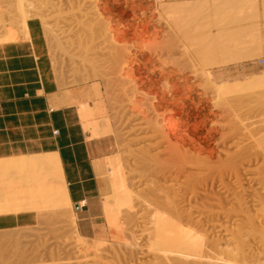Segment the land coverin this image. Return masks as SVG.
<instances>
[{
	"label": "rangeland",
	"instance_id": "rangeland-1",
	"mask_svg": "<svg viewBox=\"0 0 264 264\" xmlns=\"http://www.w3.org/2000/svg\"><path fill=\"white\" fill-rule=\"evenodd\" d=\"M44 1L46 0H42ZM56 1L57 6H60V13H51L54 18H51L49 14V18L45 17L44 22L42 19L33 17L29 20L39 23L59 87L75 89L79 93L80 90L86 91L91 84H96L100 90L102 104L112 127H109L110 130L105 128L100 134L104 136L108 130L105 134L108 136V132L113 131L108 136L111 145L110 154H120L118 171L124 173L122 174L126 182L130 184L127 183L132 195L135 196L133 202L135 207L129 214L130 219L127 220V222L130 220L129 225L125 222L122 226L125 229L120 232L111 231L107 236L106 232L99 229L100 233L96 234L103 241L99 249L98 247L92 249L90 246L94 239L92 236L86 238L84 242H87L86 246L90 248L82 250L78 248L77 238L73 239L76 236H72L73 233L68 231L71 227L70 215H65L64 212L69 213L68 207L71 205L68 201L63 204L67 200L63 198L64 194H61L62 198L59 202L57 201L59 192L64 193V191H60V189L63 190L60 183L62 175H60L61 168L60 164L58 166L56 154L21 157L24 160L23 163L26 159V164L30 158L34 160V157L38 160L47 155L46 166L41 167V171L38 172L39 167L35 166L34 172V166H28L29 163H27L26 167H30L27 169L20 158L16 159L19 164H23L22 168L18 167L19 164L16 168V161L15 164L10 162L13 166L8 163L2 165L3 168L0 167V214L34 210L36 217L32 225L0 230V235L10 236L1 242L2 246L0 244L2 250L0 261L3 262L0 264H118L119 261L121 264H131V262L132 264H154L153 251L151 252L146 245L148 243L147 246H149L151 243L147 232H150L151 225L155 223L163 227L165 225L167 229H163L168 231L165 233L176 236L180 231L177 227L183 223V227H180L184 229V232L181 230V234L183 233L181 238H185V228L186 231L192 229L199 235H203L204 239L207 236L210 237V240L208 238L204 240L207 243L219 236V240L222 239L221 242L217 240L218 243L227 245L223 248L219 244V249L221 246L223 249H230L240 241L242 249L244 248L250 255L253 254L251 260L255 259V264L257 262H259L257 264H264V232L262 231L264 230V223H262L264 219V99L260 101L262 99L260 96L257 95L256 98L254 97L256 94L247 93V95L246 92L236 93L237 95H217L212 91V86L207 84L205 77L207 74L216 82L227 78L243 79L244 75L253 71L261 72L264 69L257 64L258 60L264 57V0H100L109 3L107 6L112 8L111 16L107 14L97 19L102 22L104 18V26L106 29L110 28V30L107 29L109 31L107 37L100 33L96 34L97 32L93 30L94 21L89 18L92 17L90 14L89 16L83 15V12L80 13L76 6L69 4L70 0H60L62 3L59 0ZM215 1L218 3L229 1V3L217 8ZM35 2L39 4L41 0H35ZM51 3H53L52 0ZM60 3L61 5H58ZM5 7H0V44L26 40L21 32L23 23L21 24L18 18L11 19V16L6 14ZM2 11L6 12L5 16H2ZM80 16L83 17L80 18ZM108 16L110 20H107ZM86 19H91L89 20L91 22H87ZM105 20L110 22L105 23ZM13 21H15L14 24H21L14 25L17 27L16 30H14ZM87 29H90V32ZM119 37H122L121 40ZM118 38L120 41L117 40ZM131 54H137V59L132 57L130 65H123V61ZM97 88L92 93L94 100L89 97L88 103L93 100L91 106L96 102ZM95 90L97 92L94 94ZM80 95L78 94V97ZM76 106H80L78 102ZM88 116L90 115L87 112H83L80 121L85 118L83 121L86 122ZM148 122L150 126L147 125ZM86 123L81 124L84 132H87L89 128H85ZM51 157H56L52 159L56 160L52 161L53 165H51ZM225 161L228 165L224 163ZM14 165L16 169L11 170L10 167ZM124 165H126L125 168ZM126 170L129 174L125 173ZM53 187H56L53 189L56 193L52 191ZM39 188L42 189L39 190ZM46 190L49 195L45 194ZM53 194H55L54 197ZM214 198L217 199L210 201ZM26 199L29 203L25 201ZM140 201L143 203L141 204ZM218 201L222 203L221 207L218 206L220 205ZM137 205L139 206L136 207ZM65 208L67 209L64 210ZM72 212L74 213L73 208ZM153 213L157 215L154 216ZM161 215L164 218L169 217L168 220L162 219ZM67 216H69L68 220ZM153 217L158 218L153 219ZM172 218H178L180 224H176ZM155 219L159 223L154 222ZM102 221L103 219L100 218L99 222ZM173 223L178 226L175 227ZM193 223L196 224L193 225ZM254 223L261 225L258 224L255 228ZM190 234L188 233V238ZM232 235L237 241L233 240ZM236 235L238 238L235 237ZM226 242H231L232 246ZM131 243H134L132 247ZM1 254L4 256L1 257ZM123 254L128 257L121 258Z\"/></svg>",
	"mask_w": 264,
	"mask_h": 264
},
{
	"label": "crops",
	"instance_id": "crops-1",
	"mask_svg": "<svg viewBox=\"0 0 264 264\" xmlns=\"http://www.w3.org/2000/svg\"><path fill=\"white\" fill-rule=\"evenodd\" d=\"M27 26L28 40L0 44V165L56 154L78 233L91 238L102 218L98 167L111 145L108 137L87 138L73 103L77 91L59 88L39 23ZM35 217L33 211L0 214V230L32 225Z\"/></svg>",
	"mask_w": 264,
	"mask_h": 264
},
{
	"label": "bare ground",
	"instance_id": "bare-ground-1",
	"mask_svg": "<svg viewBox=\"0 0 264 264\" xmlns=\"http://www.w3.org/2000/svg\"><path fill=\"white\" fill-rule=\"evenodd\" d=\"M39 1V0H38ZM56 1V0H55ZM55 1L54 0H52V2L53 3H51V0L50 1H44V2H42V0H41V2H39V4L37 3V2H35V0H1L0 1V4L2 5V6H0L1 8H4L5 6V9H6V12H4L3 13V11H2V16L4 15L5 16V13L7 14V15H10L11 16V19H12V17H15V18H18V21H19V19H20V23L23 25V27H22V30H21V32H22V35H24V39H26V40H28L29 39V33H28V26H27V22H28V20L29 19H31V17H33V18H36V19H42V21L43 20H45L46 21V19H47V17H48V15L49 14H51V13H60V6H57V1H56V4H55ZM69 1V0H68ZM214 1V0H213ZM224 1V0H223ZM59 2H61L60 0H59ZM62 3V2H61ZM61 3L60 4H58V5H61ZM120 3V2H119ZM229 3V1H225V2H222L221 3V1L218 3V2H216L215 1V6L217 7V8H220V7H224V6H226L227 4ZM5 4V5H4ZM69 4H71V6H76V8H77V10H79V12L81 13V12H83L82 14L83 15H91L92 17H89V18H91L93 21H94V27H93V30L95 31V32H97L96 34H98V33H100V34H103L105 37H107V36H109V31H107V29H106V27L104 26V24H103V20H104V18H103V20H102V22H101V20L100 21H98L97 19H100L101 18V16H103V15H106L107 16V14H109L110 15V13L112 14V8H109V6H107L109 3H107V2H101L100 0H70L69 1ZM73 4V5H72ZM4 5V6H3ZM65 5V4H64ZM0 8V9H1ZM61 8H64V7H61ZM116 8V7H115ZM5 9H4V11H5ZM75 9V8H74ZM68 10V9H67ZM65 11V10H64ZM63 11V12H64ZM72 11V10H71ZM70 11V12H71ZM76 11V10H75ZM62 12V13H63ZM69 13V12H68ZM54 15V14H53ZM56 15V14H55ZM58 16L60 15V14H57ZM75 15V14H74ZM76 15H77V13H76ZM89 15V16H90ZM10 16H9V18H10ZM78 16H79V14H78ZM105 16V17H106ZM111 16V15H110ZM45 17H46V19H45ZM51 18L53 17L52 16V14H51V16H50ZM83 17V16H82ZM81 16H80V18H82ZM109 17V16H108ZM15 18H13V19H15ZM49 18V17H48ZM54 18V17H53ZM76 18H77V16H76ZM117 18V17H116ZM88 19V18H87ZM86 19V21L87 22H91V21H89V20H91V19H89V20H87ZM114 19V18H113ZM9 20V19H8ZM16 20V19H15ZM77 20H78V18H77ZM76 20V21H77ZM85 20V19H84ZM107 20H110V17L109 18H107ZM12 21V20H11ZM41 21V22H42ZM59 21V20H58ZM66 21V20H65ZM74 21V20H73ZM106 21V20H105ZM104 21V22H105ZM112 21V20H111ZM116 21H117V19H116ZM14 22L15 21H13V27H15L14 25H16V24H19V23H16V24H14ZM44 22V21H43ZM78 22V21H77ZM107 22H110V21H106L105 23H107ZM55 23H58V22H55ZM84 23H86V22H84ZM21 24H19V25H21ZM46 24H47V22H46ZM87 24V23H86ZM110 24V23H109ZM44 25V24H43ZM78 25H79V23H78ZM90 25H92V24H90ZM89 25V26H90ZM92 25V26H93ZM12 26V25H11ZM17 26V25H16ZM72 26V25H71ZM91 26V27H92ZM110 26V25H109ZM55 27V26H54ZM65 27V26H64ZM78 27V26H77ZM85 27H87V26H85ZM112 27V26H111ZM16 28L17 27H15L14 28V30H16ZM18 28H19V26H18ZM51 28V27H50ZM20 29V28H19ZM77 30V29H76ZM79 30V29H78ZM86 30V29H85ZM85 30H83V31H85ZM90 30V29H89ZM88 29H87V31H89ZM108 30H110V28L108 29ZM49 31H51V30H49ZM86 31V32H87ZM46 32V31H45ZM52 32V31H51ZM64 32V31H63ZM71 32V31H70ZM85 32V33H86ZM90 32V31H89ZM65 33V32H64ZM88 33V32H87ZM47 34L48 35H50V33H48V31H47ZM47 34H46V36H47ZM51 34H53V32L51 33ZM72 34V33H71ZM79 34H81V33H79ZM89 34V33H88ZM94 34V33H93ZM73 35H75V34H73ZM114 35V34H113ZM21 36V35H20ZM80 36V35H79ZM88 36V35H87ZM112 36V35H111ZM115 36V35H114ZM118 36H120V35H118ZM117 36V37H118ZM50 37V36H49ZM56 37H57V35H56ZM81 37H84V36H81ZM81 37H80V39H81ZM93 37H95V35L93 36ZM116 37V38H117ZM22 38V39H23ZM47 38V37H46ZM77 38H79V37H77ZM112 38V37H111ZM120 38V37H119ZM119 38L117 39V40H119ZM122 38V37H121ZM121 38H120V40H121ZM93 39V38H92ZM99 39V38H98ZM109 39V38H108ZM25 40V41H26ZM52 40H53V38H52ZM91 40V39H90ZM89 40V41H90ZM114 40V39H113ZM119 40V41H120ZM47 41H48V39H47ZM82 41V40H81ZM96 41V40H95ZM111 41V40H110ZM53 43H54V40L52 41ZM58 42H60V41H58ZM74 42V41H73ZM78 42V41H77ZM92 42L94 43V41L92 40ZM47 43V42H46ZM49 43V42H48ZM50 43H51V41H50ZM57 43V42H56ZM55 43V44H56ZM81 43V42H80ZM109 43V42H108ZM117 43H120V42H118L117 41ZM85 44H87L86 42H85ZM112 44H113V42H112ZM51 45V44H50ZM63 45V44H62ZM120 45H121V43H120ZM53 46V45H52ZM116 46H117V44H116ZM54 48V47H53ZM86 48V47H85ZM92 48V47H91ZM49 49H50V47H49ZM51 50V49H50ZM57 51V50H56ZM83 52V51H82ZM93 53V52H92ZM50 54V53H49ZM65 54V53H64ZM51 56V55H50ZM77 57V56H76ZM126 57V56H125ZM132 57L134 58H136L137 57V54H131V55H129V57L128 58H126V60L125 61H123V65H130V63H131V61H132ZM134 58V59H135ZM53 59V58H52ZM69 59V58H68ZM137 59V58H136ZM86 60H88V59H86ZM110 60V59H109ZM84 62V61H83ZM90 62V61H89ZM83 64V63H82ZM116 64H117V62H116ZM115 64V65H116ZM133 64V63H132ZM131 64V65H132ZM119 65H120V63H119ZM126 66V67H127ZM95 67V66H94ZM118 67V66H117ZM126 67H125V69H126ZM132 67V66H131ZM114 68V67H113ZM74 69V68H73ZM131 69V68H130ZM120 70H121V68H120ZM132 71H133V69H132ZM62 72V71H61ZM130 72V71H129ZM55 73V72H54ZM58 73V72H57ZM72 73V72H71ZM85 73V72H84ZM83 73V74H84ZM87 73V72H86ZM63 74V73H62ZM62 74H60V75H62ZM65 74V73H64ZM131 74V73H130ZM129 74V75H130ZM59 75V76H60ZM117 75V74H116ZM128 75V76H129ZM206 75V76H205ZM204 76L207 78L206 80V82H208L207 84H210L211 86V89H212V91L215 93V94H217V95H228V94H238L239 92H246L245 94H247V93H250V95H251V93L252 94H256L254 97H258V96H260L262 99L260 100V101H262L263 99H264V69L261 71V72H258V73H254V74H251V73H249V74H247V75H244V76H242L243 77V79H233V77H232V79L233 80H230V79H226V80H222V81H219V82H216V81H213V80H211V78L209 77V75H207V74H205ZM121 76V75H120ZM127 76V77H128ZM62 78H63V76H61ZM107 77V76H106ZM129 77H131V76H129ZM136 77V76H135ZM237 77H239V76H237ZM60 78V77H59ZM67 78V77H66ZM121 78V77H120ZM124 78V77H123ZM133 78V77H132ZM74 79V78H73ZM148 79V78H147ZM205 79V78H204ZM60 80H62V79H60ZM92 80V79H91ZM134 80V79H133ZM143 80V79H142ZM88 81V80H87ZM128 81V80H127ZM135 82V81H134ZM130 85V84H129ZM108 87V86H107ZM115 87V86H114ZM124 87V86H123ZM126 87V86H125ZM124 87V88H125ZM130 87V86H129ZM135 87V86H134ZM59 88H61V87H59ZM95 88H97V85L96 84H91L90 86H89V88L85 91L84 90V92L83 91H79V95L82 93V95H80L79 97H78V99L76 98L75 100L73 99V103L76 105L77 104V102H78V105H80V106H76V110H77V113H78V118H79V120H81L80 119V116L81 115H83V112H87L90 116H88V118H87V123L86 122H84L83 120H85V118H83L82 119V121H80L81 122V124H83L84 125V123H86L85 125H87V126H85V128L86 127H89L86 131L88 132V137L87 138H103L104 136L105 137H108L109 135H111L112 133H113V131L111 130L110 131V133L108 132V136L107 135H105V134H107V131H106V133L104 134V136H102L101 134V132L102 131H104V129L105 128H109V127H111L110 126V124H109V121H108V119H107V115H106V111H105V109H104V105L102 104V99H101V95H100V90L97 88L96 90L98 91V93H96L97 91L95 90V92H94V94H95V97H96V102H94L95 104H92L93 106H91L90 104L91 103H93V98H94V95L92 94L93 93V91H94V89ZM109 88V87H108ZM128 88V87H127ZM116 89V88H115ZM209 89V88H208ZM108 90V89H107ZM113 90H114V88H113ZM127 90V89H126ZM210 90V89H209ZM112 91V90H111ZM125 91V90H124ZM105 93V92H104ZM115 93V92H114ZM130 93V92H129ZM91 94V95H90ZM110 94V93H109ZM236 94V95H237ZM67 95V94H66ZM216 95V96H217ZM248 95V94H247ZM249 95V96H250ZM258 95V96H257ZM64 96V95H63ZM76 97V96H75ZM89 97H92V101L91 102H89L88 103V101H90L89 100ZM119 97V96H118ZM117 97V98H118ZM126 97V96H125ZM132 97V96H131ZM227 97V96H226ZM248 97V96H247ZM260 97H259V99H260ZM137 98V97H136ZM226 99V98H225ZM235 101V100H234ZM248 101H249V99H248ZM257 101H259L258 99H257ZM131 102V101H130ZM105 104V103H104ZM74 105V106H75ZM90 105V106H89ZM96 105V106H95ZM137 105V104H136ZM155 105V104H154ZM156 106V105H155ZM237 107V106H236ZM156 108V107H155ZM109 109V108H108ZM111 109H113V108H111ZM110 111V110H109ZM136 111V110H135ZM119 113V112H118ZM136 113V112H135ZM139 113V112H138ZM118 115V114H117ZM84 117V116H83ZM87 117V116H86ZM92 119H91V118ZM82 118V117H81ZM90 118V119H89ZM109 118V117H108ZM143 118V117H142ZM147 119V118H146ZM168 119V118H167ZM177 119V118H176ZM131 120V119H130ZM128 121V120H127ZM133 122V121H132ZM153 122V121H152ZM83 125H81V126H83ZM124 125V124H123ZM148 126H150L149 125V122H148V124H147ZM153 124H151V126H152ZM129 126V125H128ZM146 126V125H145ZM154 127V126H153ZM112 128V127H111ZM111 128H109V130L111 129ZM131 128V127H130ZM144 128V127H143ZM146 128V127H145ZM83 129V128H82ZM153 129V128H152ZM144 130V129H143ZM149 130H151V129H149ZM116 130L114 129V132H115ZM147 131V130H146ZM171 131V130H170ZM179 132V131H178ZM256 132V131H255ZM101 133V134H100ZM104 133V132H103ZM130 133V132H129ZM136 133V132H135ZM152 133H154V131H152ZM156 133V132H155ZM259 133V132H258ZM169 134H170V132H169ZM179 134V133H178ZM101 135V136H100ZM116 135V134H115ZM137 135V134H136ZM205 135V134H204ZM171 136V135H170ZM174 136H176V135H174ZM172 137V136H171ZM205 137V136H204ZM252 138V137H251ZM171 139V138H170ZM175 140V139H174ZM180 140V139H179ZM160 141V140H159ZM134 143V142H133ZM172 143V142H171ZM170 143V144H171ZM189 143V142H188ZM132 144V143H131ZM115 145V144H114ZM117 145V144H116ZM253 146V145H252ZM169 147V146H168ZM182 147V146H181ZM257 147H259V146H257ZM248 149V148H247ZM169 150V149H168ZM263 151V150H262ZM165 152V151H164ZM117 153V152H116ZM135 153H136V151H135ZM144 153V152H143ZM246 153V152H245ZM244 154V153H243ZM242 154V155H243ZM120 155V154H119ZM119 155H116V154H109V155H107V156H105L103 159H101V166H99L98 167V171H99V173L101 174L100 175V177L102 178V180H103V185L105 184V186H103V188H102V190H101V193H100V199H99V210H100V214H101V217H102V219H103V221L101 222V223H99V224H97V225H94V226H92V231H93V237H94V239H93V241H92V245H90V246H92V249H97V247H98V249H99V247L102 245V243H103V241H102V239L101 238H99L98 237V235L96 234L97 232H99V229H102L104 232H106V236L108 235V233L109 232H111V231H115V232H120L122 229H125V228H122V226L125 224V222H127V220L128 219H130L129 218V214H130V212H131V210H132V208H134L135 206H133V205H135V204H133V202H134V199H135V196H133L132 195V192H131V190H129V188H128V186L130 185L129 184V182H126L127 180H126V178H125V176L122 174V173H120L119 171H118V164H120V158L118 157ZM129 155V154H128ZM169 155V154H168ZM167 155V156H168ZM35 156V155H34ZM46 157H48L47 155H45ZM166 156V157H167ZM244 156V155H243ZM247 156V155H246ZM258 156V155H257ZM38 157H41V156H38ZM43 158H38V160H36L37 158H34L33 157V159L34 160H32L31 158L29 159L30 161L28 162V160H27V163H29L28 164V166H37V168L38 169H40V170H38L37 169V172L38 171H41V167H44V166H46V163L48 162V159L46 158V157H44V156H42ZM241 157V156H240ZM23 158H25V157H23ZM28 158V157H27ZM46 158V159H45ZM127 158V157H126ZM231 158V157H230ZM229 158V159H230ZM19 159V158H18ZM52 159H56V157L55 158H50V160H51V163H52ZM124 159H125V157H124ZM20 160H21V162L22 161H24L23 159H21L20 158ZM123 159H121V161H122ZM137 160H139L138 158H137ZM232 160V159H231ZM248 160V159H247ZM250 160V159H249ZM264 160V159H263ZM15 161L16 160H14V164H15ZM54 161H56V160H54ZM53 161V162H54ZM167 161H169V160H167ZM25 162H26V159H25ZM25 162L23 163L24 164V167L25 168H27L26 166H27V163L25 164ZM32 162V163H31ZM57 162H58V166H59V160H58V157H57ZM190 162V161H189ZM227 162H229V161H227ZM239 162V161H238ZM16 163L17 164H15L16 165V168H20V166H21V168H22V165L23 164H19V161L17 162L16 161ZM188 163V162H187ZM225 164H226V161L224 162ZM11 164V163H10ZM18 164H19V166H18ZM125 164V163H124ZM131 164H133L132 162H131ZM138 164V163H137ZM241 164V163H240ZM15 165H14V167H10L11 168V170H12V168L14 169L15 168ZM51 165H53V163L51 164ZM134 165V164H133ZM154 165V164H153ZM226 165H228V164H226ZM230 165V164H229ZM243 165V164H242ZM10 166H13L12 164L10 165ZM18 166V167H17ZM57 165H56V167H58ZM125 166L126 165H124V168H125ZM136 166V165H135ZM0 167H2L3 168V166L1 165ZM23 167V168H24ZM32 167H31V170H32ZM49 167H50V163H49ZM60 167V166H59ZM137 167V166H136ZM146 167H148V166H146ZM175 167H176V165H175ZM5 168V167H4ZM9 168V169H10ZM15 168V169H16ZM52 168H53V166H52ZM51 168V169H52ZM61 168V167H60ZM120 168H121V166H120ZM143 168V167H142ZM151 168H152V166H151ZM173 168V167H172ZM177 168V167H176ZM27 169H30V167H28ZM35 169H36V167L35 168H33V171L35 172ZM50 169V170H51ZM122 169V168H121ZM144 169H146V168H144ZM169 169V168H168ZM184 169V168H183ZM225 169V168H224ZM237 169V168H236ZM8 170V169H7ZM43 170V169H42ZM61 170V169H60ZM59 170V171H60ZM142 170V169H141ZM149 170H150V168H149ZM153 170V169H152ZM156 170V169H155ZM231 170V169H230ZM9 171V170H8ZM32 171V172H33ZM58 171V172H59ZM183 171V170H182ZM204 171V170H203ZM235 171V170H234ZM44 172V171H43ZM61 172V171H60ZM145 173L147 172V171H144ZM150 172V171H149ZM216 172V171H215ZM40 173V172H39ZM62 173V172H61ZM60 173V175H62ZM125 173H127V174H129L128 173V171L126 170L125 171ZM151 173H152V171H151ZM154 173V172H153ZM156 173V172H155ZM235 173H237L236 171H235ZM239 174H240V172H238ZM261 173V172H260ZM263 173V172H262ZM4 174V173H3ZM19 174V173H18ZM22 174V173H21ZM34 174V173H33ZM36 174V173H35ZM2 175V174H1ZM46 175V174H45ZM57 175H59V173L57 174ZM126 175V174H125ZM209 175V174H208ZM235 175V174H234ZM262 175V174H261ZM17 176V175H16ZM27 176V175H26ZM40 176V175H39ZM38 176V177H39ZM132 176V175H131ZM130 176V177H131ZM171 176V175H170ZM236 176V175H235ZM37 177V178H38ZM42 177V176H41ZM55 177V176H54ZM58 177V176H57ZM60 177H62V180H60L59 182L61 183V185H62V189L63 190H61L60 189V191H64V193H60L59 191V194L60 195H58V202H59V199L60 198H62V195L64 194L65 196H66V198H65V196L63 197L64 199H67V200H65L66 202L65 203H63V204H66L67 203V201H68V203L71 205V203H70V200H69V198H68V195H67V191H66V184H65V182H64V179H63V176H60ZM128 177V176H127ZM237 177V176H236ZM235 177V178H236ZM264 177V176H263ZM23 178V177H22ZM174 178V177H173ZM194 178V177H193ZM49 179V178H48ZM52 179V178H51ZM264 179V178H263ZM25 181H26V179H24ZM120 180V181H119ZM153 180V179H152ZM206 180V179H205ZM209 180V179H208ZM235 180V179H234ZM238 180V179H237ZM260 180V179H259ZM116 181H119V182H116ZM236 181V180H235ZM58 182V183H59ZM123 183L122 185L121 184H119V183ZM134 182V181H133ZM264 182V181H263ZM262 182V183H263ZM30 183V182H29ZM115 183V184H114ZM127 183L129 184V185H127ZM152 183V182H151ZM17 184V183H16ZM15 184V185H16ZM46 184V183H45ZM111 184H113L112 186H115L116 188H111L112 186H111ZM138 184V183H137ZM140 184V183H139ZM109 185L111 186V187H109ZM142 185V184H141ZM264 185V184H263ZM46 186V185H45ZM49 186V185H48ZM192 186V185H191ZM259 186V185H258ZM41 187V186H40ZM141 187V186H140ZM172 187H173V185H172ZM203 187V186H202ZM262 187V186H261ZM43 188V187H42ZM42 188H39V190L40 189H42ZM56 188V187H55ZM54 187L52 188V191H53V189H55ZM155 188V187H154ZM180 188V187H179ZM45 189V188H44ZM43 189V190H44ZM50 189V188H49ZM57 190V189H56ZM144 190V189H143ZM151 190V189H150ZM169 191V190H168ZM43 192V191H42ZM45 192V191H44ZM54 192V191H53ZM136 193H137V191H135ZM174 192V191H173ZM209 192V191H208ZM54 193H56V192H54ZM215 193V192H214ZM233 193V192H232ZM45 194H48L47 193V190H46V192H45ZM52 194V193H51ZM62 194V195H61ZM152 194H153V192H152ZM49 195V194H48ZM54 195L55 194H53V197H54ZM219 195V194H218ZM47 196V195H46ZM61 196V197H60ZM139 196V195H138ZM232 196H233V194H232ZM254 196V195H253ZM50 197V196H49ZM151 197H153V196H151ZM257 197H259V196H257ZM261 197V196H260ZM140 198V197H139ZM139 198H138V201H139ZM171 198V197H170ZM176 198V197H175ZM177 198H179L178 196H177ZM207 198V197H206ZM220 198V197H219ZM218 198V199H219ZM224 198V197H223ZM189 199V198H188ZM210 199V198H209ZM208 199V200H209ZM217 199V198H216ZM215 198L214 199H211L210 201H215L216 200ZM23 200V199H22ZM63 200V199H62ZM153 200V199H152ZM169 200V199H168ZM206 200V199H205ZM238 200V199H237ZM25 201H27V199L25 200ZM29 201V200H28ZM27 201V202H28ZM56 201V202H57ZM64 201V200H63ZM62 201V202H63ZM141 201H143V200H141ZM141 201H140V203H141ZM156 201V200H155ZM173 201V200H172ZM209 201V202H210ZM62 202L60 203V204H62ZM123 202H124V204H123ZM157 202V201H156ZM166 202V201H165ZM175 202H177V201H175ZM220 201H218V203H219ZM21 203H23V202H21ZM29 203V202H28ZM50 203V202H49ZM53 204H54V202H52ZM51 203V204H52ZM84 203V202H83ZM121 203H122V205H121ZM136 203H137V200H136ZM143 203V202H142ZM141 203V204H142ZM171 203V202H170ZM169 203V204H170ZM174 203V202H173ZM178 203V202H177ZM214 203V202H213ZM48 204V203H47ZM46 204V205H47ZM81 205H82V203H80ZM145 205H146V203H144ZM210 204H211V202H210ZM217 204V203H216ZM220 204V203H219ZM25 205H26V203H25ZM205 205V204H204ZM206 205H207V203H206ZM221 205H222V203L220 204V205H218V206H220L221 207ZM29 206V205H28ZM48 206V205H47ZM46 206V207H47ZM49 206H51V205H49ZM57 206H59V204L57 205ZM139 205H137L136 207H138ZM26 207V206H25ZM142 208L144 207V206H141ZM172 207V206H171ZM187 207V206H186ZM201 207V206H200ZM44 208H45V206H44ZM70 210V212L69 213H66V212H64L65 213V215L66 214H69L70 215V220L69 221H71L70 223H71V227H67L69 230V232H71V233H73L72 234V236L74 235V236H76V237H73V239L74 238H77V240H78V248H80V249H87V248H90V247H87L86 245V243H84L85 241H86V238L85 237H83V236H81L79 233H78V230H77V225H76V216H75V214L72 212V208H71V206L70 207H68ZM207 208H210V207H207ZM217 208H219V207H217ZM249 208V207H248ZM51 209V208H50ZM67 208H65L64 210H66ZM159 209V208H158ZM165 209V208H164ZM169 209H170V207H169ZM172 209V208H171ZM177 209V208H176ZM175 209V210H176ZM212 209V208H211ZM27 210V209H26ZM63 210V211H64ZM203 210V209H202ZM214 210V209H213ZM212 210V211H213ZM34 211V210H33ZM55 211V210H54ZM149 211V210H148ZM152 211V210H151ZM174 211V210H173ZM238 211V210H237ZM1 212V211H0ZM26 212V211H25ZM133 212V211H132ZM143 212V211H142ZM172 212V211H171ZM200 212V211H199ZM217 212V211H216ZM5 213H7V212H5ZM60 213V212H59ZM146 213V212H145ZM228 213V212H227ZM242 213V212H241ZM62 214V213H61ZM143 214V213H142ZM148 214H150V212L148 213ZM153 214H155V213H153ZM153 214H152V216H153ZM169 214H170V212H169ZM177 214V213H176ZM179 214V213H178ZM177 214V215H178ZM181 214V213H180ZM179 214V215H180ZM207 214H208V212H207ZM223 214V213H222ZM226 214V213H225ZM229 214V213H228ZM157 214H155L154 216H156ZM163 215H166V214H163ZM163 215H161L162 216V219H165L164 218V216ZM172 215V214H171ZM171 215H170V217H171ZM177 215H175V216H177ZM133 216V215H132ZM167 216V215H166ZM174 216V217H175ZM195 216V215H194ZM202 216V215H201ZM217 216V215H216ZM224 216H226V215H224ZM260 216V215H259ZM130 217H131V215H130ZM136 217V216H135ZM134 217V218H135ZM151 217V216H150ZM158 217H159V215H158ZM158 217H153V219L154 218H158ZM181 217V216H180ZM214 217V216H213ZM233 217V216H232ZM235 217V216H234ZM238 217V216H237ZM253 217V216H252ZM260 217H262V216H260ZM52 218V217H51ZM62 218H63V216H62ZM138 218V217H137ZM160 218V217H159ZM167 218H169V217H167ZM166 218V220H168ZM190 218V217H189ZM69 219V216H67V220ZM155 219V221L154 222H158V220H156ZM173 220H175L174 222L176 223V224H180V222L178 221L179 219L178 218H172ZM177 219V220H176ZM213 219V218H212ZM211 219V220H212ZM224 219L226 220V218L224 217ZM260 219H262V218H260ZM151 220H152V217H151ZM165 220V221H166ZM169 220H171V219H169ZM183 220V219H182ZM190 220V219H189ZM192 220V219H191ZM199 220H201V219H199ZM203 220V219H202ZM220 220H222V219H220ZM219 220V221H220ZM235 220H237V219H235ZM160 221H163V220H160ZM165 221H164V223H165ZM179 222V223H177V222ZM186 221V220H185ZM215 221V220H214ZM218 221V220H217ZM227 221V220H226ZM225 221V222H226ZM258 221V220H257ZM66 222V221H65ZM153 222V221H152ZM153 222V223H154ZM183 222V221H182ZM202 222V221H201ZM232 222V221H231ZM69 223V222H68ZM128 223H130V220L127 222V224ZM153 223H149L150 225L151 224H153ZM159 223V222H158ZM161 223V222H160ZM169 224L170 223H172V222H168ZM175 223H173L174 224V226L176 227V226H178V225H176ZM190 223V222H189ZM192 223V222H191ZM190 223V224H191ZM237 223V222H236ZM259 223H261V221L259 222ZM259 223H254V225H255V228H256V225H258ZM262 223H264V219H262ZM134 224H135V222H134ZM182 224L183 223H181V226H179V227H177L178 229H180V231L177 233V234H181V230H182V232H184L183 230L184 229H182V228H180V227H183L182 226ZM196 224V223H195ZM194 223H193V225H195ZM201 224V223H200ZM214 224V223H213ZM215 224H216V222H215ZM217 224H219L220 226H221V224L220 223H217ZM227 224V223H226ZM68 225V224H67ZM129 225V224H128ZM241 225V224H240ZM239 225V226H240ZM259 225H261V224H259ZM69 226V225H68ZM137 226V225H136ZM149 226V225H148ZM152 226V228H151V230H150V232H147V233H149V239H150V245L149 246H147L148 245V243H147V245H146V247H148V249H150V251L152 250L153 251V255H152V260L154 261V264H255L254 262V260L252 261L251 260V258H252V256H253V254H249L248 252H246L245 250H244V248L242 249V247H241V245L239 244V242H238V244L236 245V243H235V246H233L232 248H230V249H223V248H225L224 246H227V245H225V243H224V246L222 245V244H220V243H218V241L217 240H219V236H218V238L216 239H214V238H212L211 239V241L209 242V243H207V242H205L204 240L205 239H209L210 240V237H208L207 236V238H203V235H199V233H196V232H194L192 229H191V231L190 230H187V231H190V232H188L190 235V237L188 238V233H187V231H186V228H185V232H186V234L184 233V237L185 238H181L183 235V233L179 236V235H168V234H166L165 232H168V231H166V230H164L163 228H165V225H164V227H163V225H157V223H155V224H153V225H151ZM173 226V225H172ZM231 226V225H230ZM264 226V225H263ZM54 227V226H53ZM126 227V226H125ZM150 227V226H149ZM168 228H169V226H167ZM185 227V226H184ZM191 227H192V225H191ZM227 227V226H226ZM242 227H243V225H242ZM242 227H241V229H242ZM259 227H261L262 228V226H259ZM128 228V227H127ZM131 228H132V226H131ZM130 228V229H131ZM137 228V227H136ZM197 228V227H196ZM200 228V227H199ZM201 228H203V227H201ZM218 228V227H217ZM217 228H215V229H217ZM220 228H222V227H220ZM224 228V227H223ZM244 229H246L245 227H243ZM258 228V227H257ZM264 228V227H263ZM262 228V229H263ZM165 229H167V228H165ZM178 229H176L177 231H178ZM241 229H239L240 231H241ZM243 229V230H244ZM260 229V228H259ZM261 229V230H262ZM58 230V229H57ZM91 230V229H90ZM98 230V231H97ZM128 230V229H127ZM149 230V229H148ZM169 230V229H168ZM200 230V229H199ZM229 230V229H228ZM21 231V230H20ZM40 231V230H39ZM60 231V230H59ZM205 231H207L206 229H205ZM257 232L258 231H260V230H256ZM255 231V232H256ZM263 232H264V230H262ZM56 232V231H55ZM123 232V231H122ZM202 232V231H201ZM235 232V231H234ZM246 232V231H245ZM263 232H262V234H263ZM71 233H70V235H71ZM100 233V232H99ZM98 233V234H99ZM172 233H174V232H172ZM204 233V232H203ZM206 233V232H205ZM204 233V234H205ZM224 233V232H223ZM236 233H237V230H236ZM170 234V233H169ZM230 234V233H229ZM255 234V233H254ZM16 235V234H15ZM191 235H193V236H191ZM243 235V234H242ZM245 235V234H244ZM27 236V235H26ZM40 236V235H39ZM49 236V235H48ZM57 236H58V234H57ZM222 236V235H221ZM233 236V235H232ZM238 235H236L235 237H237ZM248 236V235H247ZM10 237V236H9ZM9 237H7V236H3V235H0V244H1V242H3V241H5V240H7ZM54 237V236H53ZM187 237V238H186ZM191 237H193L192 239H190ZM205 237V236H204ZM217 237V236H216ZM262 237V236H261ZM72 238V237H71ZM238 238V237H237ZM245 239H246V237H244ZM258 238V237H257ZM72 239V240H73ZM147 239H148V235H147ZM214 239V240H213ZM222 238H220V240H221ZM224 239V238H223ZM231 239V238H230ZM235 238H234V236H233V240H234ZM208 240V241H209ZM213 240V241H212ZM219 240V241H220ZM229 240V239H228ZM236 240V239H235ZM264 240V239H263ZM46 241V240H45ZM60 241V240H59ZM69 241V240H68ZM75 241H76V239H75ZM119 241V240H118ZM237 241V240H236ZM242 241V240H241ZM249 241V240H248ZM38 242V241H37ZM61 242V241H60ZM77 242V241H76ZM75 242V243H76ZM88 242H89V240H88ZM126 242V241H125ZM128 242V241H127ZM221 242V241H220ZM5 243V242H4ZM3 243V244H4ZM70 243V242H69ZM231 243V242H230ZM230 243H228V242H226V244H229V246L231 245ZM232 243H234V241L232 242ZM242 243V242H241ZM246 243V242H245ZM251 243V242H250ZM41 244V243H40ZM39 244V245H40ZM89 244V243H88ZM128 244H130V242H128ZM134 244V243H133ZM132 243H131V247H132V245H133ZM137 244V243H136ZM219 244L220 245H222L223 246V248H221L220 247V249H219ZM248 244V243H247ZM10 245V244H9ZM57 245V244H56ZM124 245H126V244H124ZM234 245V244H233ZM244 245H246V244H244ZM1 246H2V244H1ZM58 246V245H57ZM232 246V245H231ZM4 247V246H3ZM20 247V246H19ZM18 247V248H19ZM42 248H43V246H41ZM53 247V246H52ZM74 247V246H73ZM76 247V246H75ZM94 247V248H93ZM134 247V246H133ZM57 248V247H56ZM10 249V248H9ZM69 249V248H68ZM77 249V248H76ZM147 249V248H146ZM248 249V248H247ZM19 250V249H18ZM78 250V249H77ZM124 250V249H123ZM122 250V251H123ZM135 250V249H134ZM0 251H2L1 249H0ZM118 251H119V249H118ZM117 251V252H118ZM126 251V250H125ZM148 251V250H147ZM151 251V252H152ZM249 251V250H248ZM80 252V251H79ZM91 252V251H90ZM121 252V251H120ZM124 252V251H123ZM251 252H252V250H251ZM76 253V252H75ZM82 253V252H81ZM83 253H84V251H83ZM92 253H94V252H92ZM21 254V253H20ZM43 254V253H42ZM86 254V253H85ZM96 254V253H95ZM150 254V253H149ZM99 255V254H98ZM124 255V254H123ZM133 255V254H132ZM4 256V255H3ZM2 256V254H1V257H3ZM63 256V255H62ZM65 256V255H64ZM63 256V257H64ZM121 256V255H120ZM125 256H127L126 254L123 256V257H121V258H123L124 259V257ZM145 256V255H144ZM150 256V255H149ZM15 257H16V255H15ZM44 257V256H43ZM113 257V256H112ZM119 256H117V258H118ZM128 257V256H127ZM20 258V257H19ZM82 258V257H81ZM89 258V257H88ZM117 258H115V259H117ZM256 258V257H255ZM9 259V258H8ZM58 259V258H57ZM113 259V258H112ZM114 259V260H115ZM133 259V258H132ZM131 259V260H132ZM1 260V259H0ZM18 260V259H17ZM16 260V261H17ZM20 260H21V258H20ZM79 260H80V258H79ZM94 260V259H93ZM99 260V259H98ZM107 260V259H106ZM122 260V259H121ZM143 260V259H142ZM148 260V259H147ZM257 260V259H256ZM6 261V260H5ZM62 261H63V259H62ZM95 261V260H94ZM109 261H112V260H109ZM116 261H118V260H116ZM125 262H126V260H124ZM129 261V260H128ZM137 261V260H136ZM133 262H135V261H133ZM145 262H147V261H145ZM0 263H3L2 261H0ZM43 263H45V262H43ZM89 263H92V262H89ZM108 263V262H107ZM112 263H114V262H112ZM119 263H120V261H119ZM118 263V264H119ZM148 263V262H147ZM257 263H259V262H257ZM256 263V264H257ZM10 264V263H9ZM20 264V263H19ZM121 264V263H120ZM131 264H132V262H131ZM134 264V263H133ZM137 264V263H136ZM141 264H144V263H141Z\"/></svg>",
	"mask_w": 264,
	"mask_h": 264
},
{
	"label": "built area",
	"instance_id": "built-area-1",
	"mask_svg": "<svg viewBox=\"0 0 264 264\" xmlns=\"http://www.w3.org/2000/svg\"><path fill=\"white\" fill-rule=\"evenodd\" d=\"M257 64H258L259 66L264 67V57L261 58V59H259L258 62H257Z\"/></svg>",
	"mask_w": 264,
	"mask_h": 264
}]
</instances>
